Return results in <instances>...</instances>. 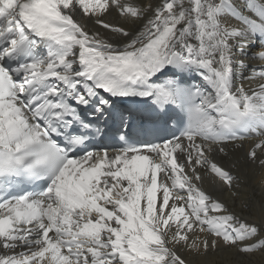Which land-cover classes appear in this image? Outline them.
I'll return each mask as SVG.
<instances>
[{
    "label": "snow or ice",
    "instance_id": "snow-or-ice-1",
    "mask_svg": "<svg viewBox=\"0 0 264 264\" xmlns=\"http://www.w3.org/2000/svg\"><path fill=\"white\" fill-rule=\"evenodd\" d=\"M0 264H264V0H0Z\"/></svg>",
    "mask_w": 264,
    "mask_h": 264
},
{
    "label": "bare ground",
    "instance_id": "bare-ground-1",
    "mask_svg": "<svg viewBox=\"0 0 264 264\" xmlns=\"http://www.w3.org/2000/svg\"><path fill=\"white\" fill-rule=\"evenodd\" d=\"M86 29L88 30H93L96 32L101 33L102 35L106 34L108 32V30L103 29L99 24L94 23V18L93 19H88L87 17H81V16H77L75 17ZM104 19L113 25H119L122 23V21L120 20V18L118 17V15L113 12L111 15L104 17ZM252 143L251 141H246L245 145L247 146L248 144ZM217 159L219 160L220 157H217ZM226 165H228L230 163V161H223ZM250 184L252 186V188L255 189V196L257 199H259V195H260V190H259V173L255 174L252 176L251 180H250ZM208 187V184H205V188Z\"/></svg>",
    "mask_w": 264,
    "mask_h": 264
}]
</instances>
